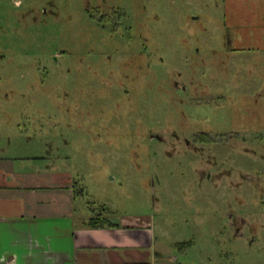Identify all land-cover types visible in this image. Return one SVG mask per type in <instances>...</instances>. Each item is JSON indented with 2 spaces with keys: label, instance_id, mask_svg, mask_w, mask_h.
Here are the masks:
<instances>
[{
  "label": "rangeland",
  "instance_id": "1",
  "mask_svg": "<svg viewBox=\"0 0 264 264\" xmlns=\"http://www.w3.org/2000/svg\"><path fill=\"white\" fill-rule=\"evenodd\" d=\"M54 3L0 0V113L47 127L102 224L150 218L178 264H264V0Z\"/></svg>",
  "mask_w": 264,
  "mask_h": 264
},
{
  "label": "crops",
  "instance_id": "2",
  "mask_svg": "<svg viewBox=\"0 0 264 264\" xmlns=\"http://www.w3.org/2000/svg\"><path fill=\"white\" fill-rule=\"evenodd\" d=\"M10 117L0 113V264H178L172 249L156 242L148 217L86 226L95 213L79 207L70 161L47 127L36 130L28 120L23 141ZM238 218L235 235L243 239L245 220ZM183 245V255L194 247ZM212 258L201 264H213Z\"/></svg>",
  "mask_w": 264,
  "mask_h": 264
},
{
  "label": "flooded vegetation",
  "instance_id": "3",
  "mask_svg": "<svg viewBox=\"0 0 264 264\" xmlns=\"http://www.w3.org/2000/svg\"><path fill=\"white\" fill-rule=\"evenodd\" d=\"M54 1H56V0H46V4H48V5H51V6H54V5H56L55 3H54ZM66 3V2H65ZM60 4L64 7L65 5H63L62 4V2H60ZM59 3H57V5L59 6L60 5ZM54 8V7H53ZM52 8V9H53ZM66 10V9H65ZM82 11H83V14H84V16H85V14L88 12V14H92V19L94 20V22L96 23V24H99V23H101V22H103V21H101L102 19H106L105 18V14L102 16H100V14H98V12H99V10H97L96 9V12L95 11H93L89 6H87L86 5V3H84V6H83V9H82ZM94 13V15H93V13ZM44 13H45V11H44ZM66 14H67V19L68 20H71V19H73V15H72V13L70 12V11H66ZM40 16L42 17V14H40ZM53 16H54V19L55 18H57V16H58V13H53ZM43 17H46V16H43ZM63 17H65L64 15H63ZM47 18V17H46ZM51 19H53L52 17H51ZM124 67L126 68V67H130V66H126V65H124Z\"/></svg>",
  "mask_w": 264,
  "mask_h": 264
},
{
  "label": "trees",
  "instance_id": "4",
  "mask_svg": "<svg viewBox=\"0 0 264 264\" xmlns=\"http://www.w3.org/2000/svg\"><path fill=\"white\" fill-rule=\"evenodd\" d=\"M99 222H101V218L99 216L98 217H92L90 219V224H87L86 226H93V227L95 226L96 227Z\"/></svg>",
  "mask_w": 264,
  "mask_h": 264
}]
</instances>
